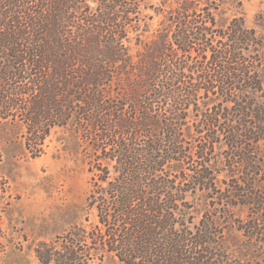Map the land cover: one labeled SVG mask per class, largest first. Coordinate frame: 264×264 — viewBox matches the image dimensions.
Returning a JSON list of instances; mask_svg holds the SVG:
<instances>
[{
	"label": "trees",
	"instance_id": "16d2710c",
	"mask_svg": "<svg viewBox=\"0 0 264 264\" xmlns=\"http://www.w3.org/2000/svg\"><path fill=\"white\" fill-rule=\"evenodd\" d=\"M146 9L160 21L135 61L129 28ZM217 10L211 0H0V129L21 123L31 158L64 130L91 174L86 209L97 223L37 242L40 264H246L230 255L222 224L229 207L264 205L250 183L264 151V37L241 18L218 27ZM223 140L227 163L250 178L221 192L210 155ZM197 190L212 211H197ZM238 223L257 233V222Z\"/></svg>",
	"mask_w": 264,
	"mask_h": 264
},
{
	"label": "rangeland",
	"instance_id": "374dc122",
	"mask_svg": "<svg viewBox=\"0 0 264 264\" xmlns=\"http://www.w3.org/2000/svg\"><path fill=\"white\" fill-rule=\"evenodd\" d=\"M218 5L215 19L218 27H225L232 19L241 18L248 28L256 30V35L264 37V0H211ZM156 3V0H151ZM143 9V8H142ZM137 30L129 28L128 53L136 61V55L143 50L145 43H150L155 36L160 18L151 9L142 10ZM148 17H153L149 19ZM263 21V22H261ZM259 75L264 70V55L257 63ZM264 76V73L262 74ZM196 74L191 81L197 83ZM264 89V83H263ZM198 95V105L205 110L207 99ZM259 101H264L262 91L257 93ZM219 101L218 96H212ZM190 106L189 121L192 125L195 113ZM24 126L15 122L0 129L3 159L0 164V176L6 185L0 191V243L5 251L0 253V264H40L35 258L34 247L39 241H50L69 230L73 225L89 228L97 223L95 211L86 209V198L91 188V174L85 161L83 146L76 145L69 133L55 129L47 138L45 152L37 158H31L24 148L22 134ZM253 148V146H251ZM230 153L224 140L215 144L211 150L210 168L214 172L213 185L221 192L227 186L236 183L243 185L249 175L245 174L242 163H227L226 155ZM236 161V160H235ZM234 163V164H233ZM259 169L250 181L255 191L264 200V151L259 149ZM206 191H196L192 201L200 213L213 210L209 206L210 198ZM219 194V193H218ZM216 194V195H218ZM215 195V196H216ZM219 207V206H218ZM230 220L222 224L223 233L230 255L243 260L246 264H264V243L260 237L264 235V205L229 207ZM222 211V210H217ZM252 211H254L252 213ZM222 222L226 217L221 214ZM200 219L198 216L196 222ZM235 221L233 222L232 221ZM88 220V221H86ZM239 221L248 230V223H258L257 233L249 236L237 230ZM251 226V225H250ZM222 231V230H221ZM260 233V236H259ZM105 264H118L107 259Z\"/></svg>",
	"mask_w": 264,
	"mask_h": 264
}]
</instances>
